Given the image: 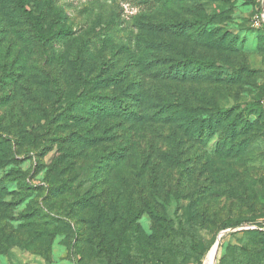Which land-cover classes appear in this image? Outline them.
<instances>
[{"label": "rangeland", "instance_id": "obj_1", "mask_svg": "<svg viewBox=\"0 0 264 264\" xmlns=\"http://www.w3.org/2000/svg\"><path fill=\"white\" fill-rule=\"evenodd\" d=\"M16 1L0 0V140L8 147L0 145L5 186L0 226L12 240L0 246V264H106L112 258L107 250L106 258L96 257L90 243L74 245L81 223L73 203L86 192L97 193L108 212L112 204L135 200L145 239L140 243L130 237L124 243L134 262L204 264L221 236L215 264H264V29L254 23L264 0L163 5V0H28L36 14L44 10L46 31L52 22L73 30L60 46L36 37ZM206 15L214 19V28L231 34L233 47L214 45L195 28L181 36L161 27L164 21ZM141 33L169 40L176 47L173 54L184 50L217 59L229 81L163 79L156 74L161 67L156 59L137 67L130 56ZM158 49L152 48L153 55ZM238 68L244 71L234 81L230 74ZM115 73L121 85L134 79L142 86L145 106L159 93L199 110L237 106L236 113L242 111L244 119L261 123L263 130L245 133V152L233 156L221 150L224 136L219 133L198 142L175 124L78 118L68 103L71 94L84 81L85 89L106 92L108 82L88 81ZM124 145L126 156L115 169L97 166L98 154ZM64 183L73 191L50 193L52 185ZM147 201L179 225L185 240L176 239L177 249L172 250L170 239L152 245V234L161 235L163 229L147 211ZM249 217L254 221L222 227L227 220ZM161 251L167 263L159 260Z\"/></svg>", "mask_w": 264, "mask_h": 264}, {"label": "trees", "instance_id": "obj_2", "mask_svg": "<svg viewBox=\"0 0 264 264\" xmlns=\"http://www.w3.org/2000/svg\"><path fill=\"white\" fill-rule=\"evenodd\" d=\"M194 0H163L161 4H169V2L181 3ZM17 7L22 14L32 23L36 37H38L44 43L54 42L57 45H64L69 38L68 36L73 34V30L70 28H57L55 23H50L49 29L46 31L44 27L45 14L44 10H41L36 14L35 10L29 9L28 0H17ZM263 9H259L258 13L261 14ZM57 14L64 15L62 10L58 9ZM214 19L208 15L200 16L199 19H181L179 21H164L161 24L162 29L169 30L173 33H178L181 36H190V32L195 28L194 32L208 41L219 45H227L226 47H233L235 39L231 34L220 28H214L211 24ZM264 29V23L261 25ZM149 35V36H148ZM141 33L138 36L136 47L133 50L130 60L137 62V67H145L152 65L153 59L158 60V64L161 65L156 72L160 75V78L174 80L178 82H200V81H229L224 79V70H221L220 63L215 58L209 57H195L192 54L178 50V54H173L172 51L175 47L169 40L160 39V41L152 38L150 34ZM53 43V44H54ZM159 47L158 53L153 55L152 48ZM244 68H238L231 72L230 78L238 81L242 76ZM229 78V79H230ZM80 79L85 80V78ZM105 81L107 84L104 91L93 88L85 89V81L82 87H78L72 94L69 104L73 105L72 109L78 111L80 115L78 118H82L85 115L93 118H114L123 119L132 123H140L144 120H152L157 123L175 124L182 130L183 133L188 134L195 140L203 141L206 138H212L219 133L223 135L224 142L221 145V150L227 155L238 156L241 155L246 144L245 133L255 132L257 135L263 128L259 127L261 123L246 120L243 117L242 111L237 110V106L222 107L219 109H203L193 108L188 106L182 100L176 98L173 101L165 93H159L149 106H145L144 90L142 86L138 85V82L134 79L130 80L124 85L118 83V73L109 75L104 79L100 76H95L89 83L97 85L98 83ZM111 86L116 87L114 92H108L107 90ZM135 91V92H134ZM154 95V94H153ZM242 110V109H241ZM82 114V115H81ZM264 138V134H263ZM0 145L3 149H8L5 143L0 140ZM95 145V142H93ZM1 146V147H2ZM2 151V150H1ZM0 151V152H1ZM221 151V152H222ZM125 145L121 146L119 150H112L110 152H104L98 154L96 160L103 167L104 171L115 169L119 163L122 162L124 156H126ZM1 159V158H0ZM2 159L3 156H2ZM1 161V160H0ZM8 164L10 162H3ZM2 164V162H0ZM108 171V172H109ZM105 173V172H104ZM67 184V183H66ZM31 187V186H27ZM5 186L0 182V192L4 190ZM50 193L54 196L61 195L68 191H73V187L66 188L65 183L62 185H52ZM97 193L92 194L86 192L76 198L73 203L75 213L79 217L81 228L75 229L73 234L74 245L79 246V242L90 243L92 252L96 257H104L103 252L112 254V258L108 261H104L106 264H144L133 261L131 252L124 247L125 242H129L130 237L135 238V241L143 242L145 239V233L142 230L141 225L138 223L140 213L136 212V202L133 199L122 203L120 206L112 204L111 210L108 212V206L97 199ZM27 195V194H26ZM25 195V196H26ZM147 211L153 215L162 227L160 234H152L153 243L159 244L163 239H170L172 250L177 249L176 239L185 240L184 235L179 232V225L171 217L160 213L152 204L147 201ZM143 211L144 208H141ZM31 214V213H30ZM190 218H192L190 216ZM62 219V218H60ZM188 219L187 225L193 226ZM181 221V220H180ZM252 222L254 218H236L227 220L223 223L222 227L227 228L230 226H237L243 222ZM66 223V222H65ZM182 230H184L181 224ZM171 230V233L168 232ZM264 235V229L261 230ZM39 233V232H38ZM48 233V232H46ZM40 236L43 232L40 231ZM157 236V237H155ZM11 241V242H10ZM12 243L10 236L4 233V230L0 226V246H6ZM162 246V243L159 245ZM158 247V246H157ZM81 248V246H80ZM166 249V248H165ZM166 252H159L157 255L159 260L167 261ZM202 257V256H201ZM223 260V256L221 261Z\"/></svg>", "mask_w": 264, "mask_h": 264}, {"label": "bare ground", "instance_id": "obj_3", "mask_svg": "<svg viewBox=\"0 0 264 264\" xmlns=\"http://www.w3.org/2000/svg\"><path fill=\"white\" fill-rule=\"evenodd\" d=\"M220 241H221V236L218 237L217 242L213 245L211 250L208 252L205 258L204 264H215Z\"/></svg>", "mask_w": 264, "mask_h": 264}, {"label": "built area", "instance_id": "obj_4", "mask_svg": "<svg viewBox=\"0 0 264 264\" xmlns=\"http://www.w3.org/2000/svg\"><path fill=\"white\" fill-rule=\"evenodd\" d=\"M254 23L256 26H261L264 23V10L263 13L257 15Z\"/></svg>", "mask_w": 264, "mask_h": 264}]
</instances>
